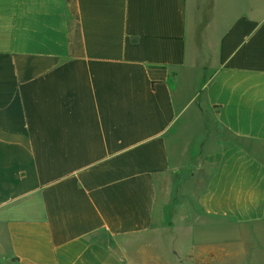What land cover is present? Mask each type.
Segmentation results:
<instances>
[{
    "label": "crops",
    "instance_id": "obj_1",
    "mask_svg": "<svg viewBox=\"0 0 264 264\" xmlns=\"http://www.w3.org/2000/svg\"><path fill=\"white\" fill-rule=\"evenodd\" d=\"M230 243L264 264L261 1L0 0V264Z\"/></svg>",
    "mask_w": 264,
    "mask_h": 264
},
{
    "label": "rangeland",
    "instance_id": "obj_2",
    "mask_svg": "<svg viewBox=\"0 0 264 264\" xmlns=\"http://www.w3.org/2000/svg\"><path fill=\"white\" fill-rule=\"evenodd\" d=\"M257 1L259 2V0ZM260 1L262 3V6H264V0H260ZM209 74H210L209 71L205 72L203 79L209 76ZM167 213L172 215V211H168V209H167ZM220 232L221 231H218V229L214 230L215 234H218ZM224 247H226L225 249L227 250V252L223 253V251H221L222 254H215L213 256L214 259L212 264H243V260L245 259V256L238 253L236 254L238 249L236 246H233L232 243H230L229 245H224ZM224 247L222 245L216 246L215 251H220L221 249H224Z\"/></svg>",
    "mask_w": 264,
    "mask_h": 264
}]
</instances>
